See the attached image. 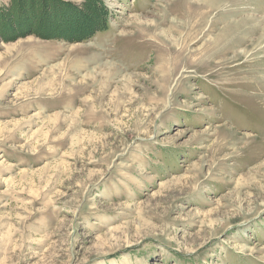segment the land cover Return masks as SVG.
<instances>
[{
	"label": "rangeland",
	"instance_id": "374dc122",
	"mask_svg": "<svg viewBox=\"0 0 264 264\" xmlns=\"http://www.w3.org/2000/svg\"><path fill=\"white\" fill-rule=\"evenodd\" d=\"M0 264H264V0H0Z\"/></svg>",
	"mask_w": 264,
	"mask_h": 264
},
{
	"label": "trees",
	"instance_id": "16d2710c",
	"mask_svg": "<svg viewBox=\"0 0 264 264\" xmlns=\"http://www.w3.org/2000/svg\"><path fill=\"white\" fill-rule=\"evenodd\" d=\"M98 15H101V13H98ZM95 22L97 23L98 22V17H96L95 18ZM98 25H92L91 26V30H93V29H95V27H97ZM99 27V26H98ZM97 27V28H98ZM90 29H88L86 32L85 31H83V30H81L80 32H84V34L83 35H85V34H87L88 33V31L90 30ZM98 29H95V30H93V32L95 33V31H97ZM99 30H101V29H99ZM56 31H58V30H56ZM80 32H77L76 34H75V36H78V35H80ZM58 33H61V32H58ZM63 35V34H62ZM68 39L70 38V39H74V38H76V37H70V34H64Z\"/></svg>",
	"mask_w": 264,
	"mask_h": 264
}]
</instances>
